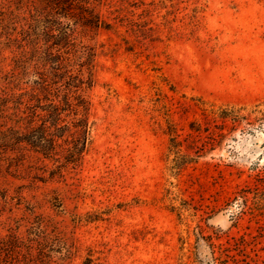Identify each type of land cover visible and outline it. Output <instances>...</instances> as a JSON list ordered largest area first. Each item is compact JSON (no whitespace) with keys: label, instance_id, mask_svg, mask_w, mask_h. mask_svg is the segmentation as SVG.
I'll return each mask as SVG.
<instances>
[{"label":"rangeland","instance_id":"obj_1","mask_svg":"<svg viewBox=\"0 0 264 264\" xmlns=\"http://www.w3.org/2000/svg\"><path fill=\"white\" fill-rule=\"evenodd\" d=\"M123 3L96 9L117 31L63 18L93 47L70 66L89 114L62 113L53 156L0 155V237L32 245L15 264H264V0Z\"/></svg>","mask_w":264,"mask_h":264},{"label":"trees","instance_id":"obj_2","mask_svg":"<svg viewBox=\"0 0 264 264\" xmlns=\"http://www.w3.org/2000/svg\"><path fill=\"white\" fill-rule=\"evenodd\" d=\"M123 2L125 0H6L8 5L0 4V85L5 87L0 93V117L6 120L0 123V155L28 144L45 156H53L60 134L51 131V127L57 128L62 113L68 110L88 116L90 102L84 91L90 76L85 77L84 67L72 74L70 66L83 55L88 60L94 54L93 47L76 41L70 28L64 26L63 18L75 17L85 27L117 31L114 22L121 18ZM101 5H106L108 16L114 22L96 11ZM54 48H65L67 55L57 53ZM5 50L13 53L11 58L5 55ZM30 81V88L24 86ZM40 109L45 119L35 124ZM228 112L222 109L219 114L222 118L238 119L237 113ZM26 121L31 127L29 136L20 130ZM81 121L77 126L84 132L88 123L84 118ZM0 198H7V194L1 193ZM34 226L35 230H28L30 236L38 237L31 238L33 244L43 238L37 231L39 226ZM22 244L17 235L7 233L0 237V264H15L18 257L30 261L26 254L31 255L32 245L24 251ZM37 254L43 256L44 253L37 249Z\"/></svg>","mask_w":264,"mask_h":264}]
</instances>
